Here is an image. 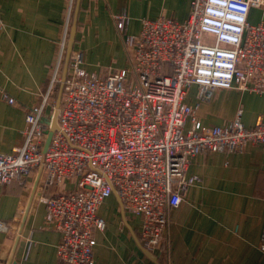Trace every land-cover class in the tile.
<instances>
[{
  "label": "built area",
  "instance_id": "obj_1",
  "mask_svg": "<svg viewBox=\"0 0 264 264\" xmlns=\"http://www.w3.org/2000/svg\"><path fill=\"white\" fill-rule=\"evenodd\" d=\"M75 4L69 0L52 87L60 80ZM128 21L121 13L115 25L131 51L130 64L89 73L83 51L72 49L56 129L55 103L48 111L44 98L26 111L22 145L0 154V190L12 182L27 189L43 166L37 190L47 226L61 236L58 264H93L94 233L106 228L99 209L114 192L139 222L142 248L155 252L166 211L178 208L198 182L186 177L192 159L240 152L248 144L264 148V117L251 128L239 116L205 127L196 117L198 103L184 102L193 86L200 101L218 89L264 95V0H190L185 21L144 19L136 35H125ZM3 99L14 103L6 94ZM187 121L192 126L185 131ZM8 229L0 220V232ZM257 249L264 255V225Z\"/></svg>",
  "mask_w": 264,
  "mask_h": 264
},
{
  "label": "crops",
  "instance_id": "obj_2",
  "mask_svg": "<svg viewBox=\"0 0 264 264\" xmlns=\"http://www.w3.org/2000/svg\"><path fill=\"white\" fill-rule=\"evenodd\" d=\"M68 5L69 0H0V154L22 145L28 109L48 98L50 111ZM189 9L190 0H81L73 49L83 51L89 73L125 68L131 51L116 29L119 14L129 19L125 35H136L144 19L181 23ZM99 66L106 69L99 71ZM4 94L14 103L4 100ZM184 102L198 103L196 117L205 127L225 126L239 116L251 128L264 117V95L235 88L215 90L200 101L193 86ZM191 126L187 121L184 130ZM186 177L198 182L186 189L178 208L166 211L162 250L151 253L156 263L140 248L139 222L121 212L112 193L99 209L106 228L94 233L93 264H264L257 249L264 225V148L248 144L240 152L199 154ZM30 191L17 182L0 190V220L9 225L0 232V264L8 261L16 237L15 264H58L61 236L47 226L41 199L33 200L18 233Z\"/></svg>",
  "mask_w": 264,
  "mask_h": 264
},
{
  "label": "water",
  "instance_id": "obj_3",
  "mask_svg": "<svg viewBox=\"0 0 264 264\" xmlns=\"http://www.w3.org/2000/svg\"><path fill=\"white\" fill-rule=\"evenodd\" d=\"M80 1L81 0H76V4H75V9H74V17H73V21H72V25L70 28V33H69V39H68V43H67V48H66V54H65V59H64V64H63V69H62V75H61V79H60V87H59V92L56 98V102H55V109H54V113H53V118H52V130L56 129V115H57V109L59 107L60 104V100H61V95H62V89H63V84L67 75V70H68V63H69V57H70V53L73 49V44L75 41V34H76V26H77V18H78V12H79V7H80ZM52 136V132H49L47 135V140H46V145H45V149L48 146L49 142H50V138ZM42 168L43 166L41 165L35 175L33 184H32V188L30 191V195L28 198V202L27 205L25 207L23 216H22V220L20 223V227L18 229V233L21 232L22 227L25 223V220L27 218L29 209L31 207V204L34 200L35 197H40V193L37 192V187H38V182L41 176V172H42ZM115 193V192H114ZM118 198V197H117ZM118 201L120 203L121 206V212H123V208H122V204L118 198ZM18 243V237H16L15 241H14V245L12 248V251L10 253V256L8 258V261L6 262V264H15L13 261V257H14V253H15V249ZM140 246V245H139ZM140 248L142 249V251L144 252V254L154 263H156V257L153 256L151 253H149L147 250H145L144 248H142V246H140Z\"/></svg>",
  "mask_w": 264,
  "mask_h": 264
},
{
  "label": "rangeland",
  "instance_id": "obj_4",
  "mask_svg": "<svg viewBox=\"0 0 264 264\" xmlns=\"http://www.w3.org/2000/svg\"><path fill=\"white\" fill-rule=\"evenodd\" d=\"M258 15H259V13H258ZM259 17V16H258ZM250 21L252 22V23H255L257 20H256V16L253 14L252 16H251V19H250ZM107 64H109V63H107ZM130 64V61L128 62V64H127V66ZM108 65H106V67H107ZM113 66V65H112ZM106 67L105 66H99V67H97V69L99 70V71H102V70H105L106 69ZM62 69H63V64L61 65V67H60V71H59V75H58V78L59 79H61V75H62ZM59 87H60V80L58 81V82H56L54 85H53V89L54 90H52L53 91V94H52V97H51V99H50V102L52 101L53 103H55L56 102V98H57V95H58V92H59ZM30 184H31V182H30ZM29 187H31V185H29L28 186V188L27 189H25L26 191H30V188ZM37 192H39L40 193V191H39V189L37 190ZM34 199H41L40 197H35ZM116 217H119V213L118 214H116ZM161 245L159 246V248L158 249H156V253L157 252H161ZM161 249V250H160ZM155 252H153V253H155Z\"/></svg>",
  "mask_w": 264,
  "mask_h": 264
},
{
  "label": "trees",
  "instance_id": "obj_5",
  "mask_svg": "<svg viewBox=\"0 0 264 264\" xmlns=\"http://www.w3.org/2000/svg\"><path fill=\"white\" fill-rule=\"evenodd\" d=\"M52 102V101H51ZM53 103V102H52Z\"/></svg>",
  "mask_w": 264,
  "mask_h": 264
}]
</instances>
